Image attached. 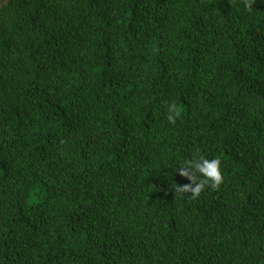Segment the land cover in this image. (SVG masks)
Here are the masks:
<instances>
[{
  "label": "trees",
  "instance_id": "obj_1",
  "mask_svg": "<svg viewBox=\"0 0 264 264\" xmlns=\"http://www.w3.org/2000/svg\"><path fill=\"white\" fill-rule=\"evenodd\" d=\"M0 264H264V0H0Z\"/></svg>",
  "mask_w": 264,
  "mask_h": 264
},
{
  "label": "clouds",
  "instance_id": "obj_2",
  "mask_svg": "<svg viewBox=\"0 0 264 264\" xmlns=\"http://www.w3.org/2000/svg\"><path fill=\"white\" fill-rule=\"evenodd\" d=\"M178 115L179 110L176 109L175 105L170 106L169 122L174 123V117ZM178 170L180 175L187 177L192 183L176 185V192H191L193 199L199 196L206 184L216 189L223 182L221 160L216 157L209 159L198 154L195 158L184 161Z\"/></svg>",
  "mask_w": 264,
  "mask_h": 264
}]
</instances>
